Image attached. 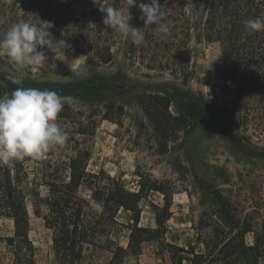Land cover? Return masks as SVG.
Wrapping results in <instances>:
<instances>
[{
	"label": "trees",
	"instance_id": "trees-1",
	"mask_svg": "<svg viewBox=\"0 0 264 264\" xmlns=\"http://www.w3.org/2000/svg\"><path fill=\"white\" fill-rule=\"evenodd\" d=\"M137 6L121 9L129 23L143 29L142 12ZM168 13L170 34L161 39L154 30L146 29L145 43L135 46L130 40L120 38L103 24V14L92 0H0V37L15 23L40 20L54 22L50 29L53 39L60 40L59 57L74 60L93 55L107 65L114 59V51L122 45L130 59H139L149 71L167 73L184 82L193 76L190 66L192 43L216 44L220 61L215 69L207 98L186 93L175 84H149L155 92H144L138 96V103L164 144L178 140L181 133L195 129L200 119L210 112L223 114L232 129L236 125L244 131H252L264 140V31L249 33L245 22L264 17V0H160ZM117 7H120L117 2ZM55 42V41H54ZM51 59L53 53L45 49ZM7 57H0V96L10 95L17 87H27L13 82L9 73L3 70ZM108 84H93L94 92L106 90ZM35 88V87H33ZM61 97L76 92L59 85H49ZM184 93V94H183ZM219 94L227 98L219 102ZM185 95L177 113L171 111L173 98ZM70 108L65 104L61 118L69 117ZM85 134V132H80ZM90 153L80 148L60 160H48L43 172L42 183L48 189L42 200L48 208L42 214L40 196H36L35 213L42 217L45 227L52 233V250L55 264H123L129 256H137L148 242L162 244L169 252L172 264H182L180 252H187L175 244L164 242L166 221L163 214H170V200L157 186L151 190L165 196V206L156 214V228L140 225V191L132 192L104 171L92 173L87 165ZM29 173L24 161L0 166V221L11 220L13 234H0V248L3 244L11 249V264H35L36 249L30 238V215L26 203L24 184ZM89 192L82 195L80 190ZM129 214V222L119 221L120 212ZM228 217V216H227ZM235 236H227L214 244H208L205 251H191L193 258H185L192 264H232L244 259L247 264H260L264 254V233L243 222ZM256 231L255 243L247 246L245 237ZM126 233V234H124ZM126 238V245L122 238ZM108 255L105 262L97 258ZM0 264L1 252H0Z\"/></svg>",
	"mask_w": 264,
	"mask_h": 264
},
{
	"label": "rangeland",
	"instance_id": "rangeland-1",
	"mask_svg": "<svg viewBox=\"0 0 264 264\" xmlns=\"http://www.w3.org/2000/svg\"><path fill=\"white\" fill-rule=\"evenodd\" d=\"M220 61L216 44L192 43L190 66L193 76L184 82L170 74L149 71L139 59H130L124 47L114 51V59L101 64L93 55L74 60L63 57L49 59L48 64L35 69L17 71L9 61L3 70L11 78H18L27 87L43 88L59 85L77 89L63 97H71L78 109L69 108V117L58 116L57 123L68 133L62 148L50 150L40 159H25L29 179L24 184L30 215V238L36 249L35 264H55L52 233L42 217L35 213L36 196H40L42 214L48 212L43 204L48 189L42 183L48 160H60L75 148L88 151L89 172L104 171L129 191H140V225L156 228V212L170 200V214L164 213L166 233L164 242L175 244L187 252H180L182 264H192L191 251H205L208 244L235 236L243 222L264 233V140L242 127L230 128L226 117L210 112L199 125L181 133L178 140L164 145L138 103L144 92H155L149 84H175L186 93L209 98L215 69ZM93 84H108L106 90L94 92ZM184 94V93H183ZM219 102L226 103L221 94ZM186 101L185 95L173 98L171 111L177 113ZM85 132V134H80ZM81 194L89 192L86 188ZM228 216V217H227ZM121 223L129 222V214L118 215ZM0 234L11 236V220L0 221ZM126 234V233H124ZM256 231L245 237L247 246L255 243ZM126 245V238H122ZM2 264H11V249L0 248ZM108 255L97 258L105 262ZM264 264V254L259 259ZM123 264H172L166 248L157 242L143 245L137 256H129ZM178 264V261H177ZM232 264H247L238 259Z\"/></svg>",
	"mask_w": 264,
	"mask_h": 264
},
{
	"label": "clouds",
	"instance_id": "clouds-1",
	"mask_svg": "<svg viewBox=\"0 0 264 264\" xmlns=\"http://www.w3.org/2000/svg\"><path fill=\"white\" fill-rule=\"evenodd\" d=\"M103 14V24L120 38L130 40L139 47L145 43L144 29L155 25L154 30L161 39L170 34V21L165 5L160 0L139 3L144 21L143 29L129 23L121 9L137 6L138 0H92ZM119 3L120 7L115 6ZM166 3V0H165ZM54 22L40 20L38 24L27 21L13 24L0 37V57H7L14 68L24 70L43 67L50 57L45 49L53 53L51 59L59 60V41L53 39L50 29ZM247 32L264 31V17L245 22ZM55 41V42H54ZM13 82L20 84L18 78ZM65 104L78 109L71 97H61L57 92L32 87H17L10 95L0 96V166L24 161L26 158L40 159L50 150L64 147L68 133L57 123Z\"/></svg>",
	"mask_w": 264,
	"mask_h": 264
}]
</instances>
